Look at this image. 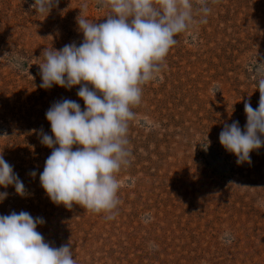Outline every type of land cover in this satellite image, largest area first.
<instances>
[{
  "label": "rangeland",
  "instance_id": "1",
  "mask_svg": "<svg viewBox=\"0 0 264 264\" xmlns=\"http://www.w3.org/2000/svg\"><path fill=\"white\" fill-rule=\"evenodd\" d=\"M34 2L0 0V154L26 189L21 197L0 187L8 193L0 215L43 218L37 231L51 246L70 243L76 264H264V147L250 153L251 165L238 166L219 140L226 123L243 130L245 101L258 107L264 0H190L192 25L175 37L159 78L132 109L130 164L117 174L114 219L51 202L39 174L52 150L38 136L40 129L52 135L45 114L54 102L84 108L79 85L40 87L42 51L79 46L80 13L100 23L111 9L104 0H59L47 15Z\"/></svg>",
  "mask_w": 264,
  "mask_h": 264
},
{
  "label": "clouds",
  "instance_id": "2",
  "mask_svg": "<svg viewBox=\"0 0 264 264\" xmlns=\"http://www.w3.org/2000/svg\"><path fill=\"white\" fill-rule=\"evenodd\" d=\"M111 14L104 22H92L80 15L78 30L83 40L60 50L45 48L39 65L40 87L54 85L72 89L79 85L75 100L54 102L46 111L49 135L38 130L42 145L51 154L39 174L40 185L56 205L72 209L79 205L93 213L114 219L121 187L117 174L130 164L127 148L129 124L136 119L132 110L141 103L143 86L159 78L175 37L193 23L190 0H104ZM59 0H35L31 6L47 15ZM86 7V5H85ZM205 17L210 9H202ZM206 19L201 23H206ZM22 69L23 58L13 61ZM258 107L244 102L247 122L225 124L219 140L236 156L237 165H251L250 153L264 147V63H257ZM214 93L220 91L218 87ZM207 144L204 145L207 149ZM37 175L36 171L29 174ZM15 188L24 197L26 189L18 174L0 154V187ZM0 192V202L7 198ZM45 223L21 211L0 215V264H76L71 245L51 246L37 231ZM153 247H156L153 245Z\"/></svg>",
  "mask_w": 264,
  "mask_h": 264
}]
</instances>
